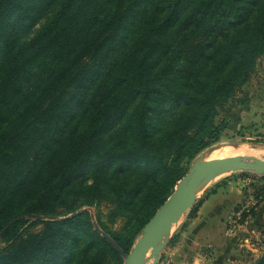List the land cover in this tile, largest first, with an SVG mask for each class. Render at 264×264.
Wrapping results in <instances>:
<instances>
[{"label":"trees","instance_id":"1","mask_svg":"<svg viewBox=\"0 0 264 264\" xmlns=\"http://www.w3.org/2000/svg\"><path fill=\"white\" fill-rule=\"evenodd\" d=\"M263 55L264 0H0V264H125L69 215L129 253Z\"/></svg>","mask_w":264,"mask_h":264},{"label":"rangeland","instance_id":"2","mask_svg":"<svg viewBox=\"0 0 264 264\" xmlns=\"http://www.w3.org/2000/svg\"><path fill=\"white\" fill-rule=\"evenodd\" d=\"M46 20L47 18L41 20L31 31L30 36ZM222 118L228 121V127L224 130L220 140L201 151L191 163H188L186 166L187 172L194 162L207 159L206 157L210 154L209 149L212 146L234 148V146L226 145L227 143L238 142L241 143L240 146L246 145L251 147V149H261L258 155L248 154L245 156H255L264 159V153H262L264 152V55L259 59L257 70L249 82L243 86L236 98L229 103L226 113L220 116V119ZM232 182L238 184L239 187H243L248 193L231 214L232 216L237 211H243L230 232L228 231L230 224H228V221L226 223L228 241H226L225 247L230 246L231 251L226 255L225 264H254L259 257L264 255V175L237 171L218 175L214 180L205 183L200 188L198 195L194 197V204L173 227L167 244L161 251L160 264H196V254L195 256L191 255L187 249L182 248L183 240L186 239L185 235H183L185 227L188 226L191 219L198 215L199 207L205 199L214 191L217 190L218 192L221 189L223 190V188H227L226 186ZM230 191L231 189L223 191V195L229 194ZM246 205L248 207H245ZM84 208H87L85 210L93 212L96 216L97 210L95 207ZM102 212L104 214L107 210L103 208ZM119 226H121V222L116 224L114 228ZM39 228L40 226L36 229ZM206 250L207 256L201 254L197 255V257L204 260H209V258L212 260L216 257V252L211 247ZM221 250L217 249V256L221 254ZM198 264H200L199 261Z\"/></svg>","mask_w":264,"mask_h":264},{"label":"water","instance_id":"3","mask_svg":"<svg viewBox=\"0 0 264 264\" xmlns=\"http://www.w3.org/2000/svg\"><path fill=\"white\" fill-rule=\"evenodd\" d=\"M226 145L239 147L241 143L233 142ZM217 147L219 146H212L209 152L211 153ZM237 171L264 175V159L255 156L232 155L194 162L185 176L179 180L173 193L145 225L141 236L129 253L125 252L107 232L99 227L93 212L91 216L96 229L123 256L125 264H146L147 262L148 264H160L161 251L167 244L175 224L194 204L193 194L199 186L214 180L218 175ZM85 209L87 208L69 216L77 215ZM149 253L150 256L147 258Z\"/></svg>","mask_w":264,"mask_h":264},{"label":"crops","instance_id":"4","mask_svg":"<svg viewBox=\"0 0 264 264\" xmlns=\"http://www.w3.org/2000/svg\"><path fill=\"white\" fill-rule=\"evenodd\" d=\"M227 188L214 191L199 207L198 215L191 219L188 226L185 227L183 235L186 237L182 248L187 249L191 255L196 254L195 263L198 264H225L226 255L231 251L230 246L225 247L227 239L226 223L231 217L235 207L242 201L247 190L239 187L236 183H229ZM231 189L229 194L223 191ZM188 241V242H187ZM211 247L216 252V257L201 259L197 255L205 254L207 248ZM194 248V250H192ZM191 249V250H190ZM217 249H222L221 254L217 256ZM184 250V251H185ZM206 250V251H205Z\"/></svg>","mask_w":264,"mask_h":264},{"label":"bare ground","instance_id":"5","mask_svg":"<svg viewBox=\"0 0 264 264\" xmlns=\"http://www.w3.org/2000/svg\"><path fill=\"white\" fill-rule=\"evenodd\" d=\"M234 148H236V149H234ZM234 148H231V147H228V146H219V147H217V149L212 151L206 158L207 159H214V158H222V157L231 156V155H244L245 156V155H248V154H253V155L257 154L258 155V153L260 154V152H261V149H258V148L257 149H251V147L246 146V145L245 146L234 147ZM262 153H264V152H262ZM201 187H203L202 184L195 191V193L193 194V197H196V195H198V192H199ZM149 254L147 255V258L149 256Z\"/></svg>","mask_w":264,"mask_h":264},{"label":"built area","instance_id":"6","mask_svg":"<svg viewBox=\"0 0 264 264\" xmlns=\"http://www.w3.org/2000/svg\"><path fill=\"white\" fill-rule=\"evenodd\" d=\"M245 207H248V205H246ZM242 212H241V210L237 211L229 218V220H228V224H230V228L228 229L229 232L231 231V228L234 226V224L236 223L237 219L242 214Z\"/></svg>","mask_w":264,"mask_h":264}]
</instances>
